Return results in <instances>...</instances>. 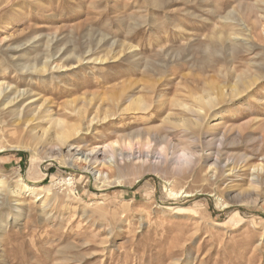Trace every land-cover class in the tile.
Here are the masks:
<instances>
[{"label":"rangeland","instance_id":"rangeland-1","mask_svg":"<svg viewBox=\"0 0 264 264\" xmlns=\"http://www.w3.org/2000/svg\"><path fill=\"white\" fill-rule=\"evenodd\" d=\"M0 84V264H264V0H0ZM57 119L102 180L15 149Z\"/></svg>","mask_w":264,"mask_h":264},{"label":"bare ground","instance_id":"bare-ground-1","mask_svg":"<svg viewBox=\"0 0 264 264\" xmlns=\"http://www.w3.org/2000/svg\"><path fill=\"white\" fill-rule=\"evenodd\" d=\"M54 41V40H53ZM47 65V64H46ZM48 66V65H47ZM44 71V70H43ZM18 90V89H17ZM10 91V88L9 90ZM8 91H7V88L5 87L4 84H0V106H4V108L8 107V106H11L13 108L16 109V112L17 114H19V117H21V115L24 113V111L26 112L28 109L23 107L20 109V107L18 106L20 103L19 101H21V99L19 98H16V96H14L15 98L12 99L10 102H7L9 100V97L11 94H8ZM16 93V92H15ZM22 93V92H21ZM27 93V92H26ZM17 94V93H16ZM23 94V93H22ZM23 96V95H22ZM19 97V95L17 96ZM212 100H208L206 102H203L201 103L200 107H199V110L201 111H205L206 110V107L207 106H211L212 104ZM5 103H7V105H5ZM19 107V108H18ZM185 107V105H184ZM189 109V108H188ZM32 110V109H31ZM149 110V106L145 103V102H142V101H134L128 108H127V112H133V113H136V112H146ZM37 111V110H36ZM36 111H35V114H36ZM198 111V110H197ZM207 111V110H206ZM39 112H41V110H39ZM199 112V111H198ZM30 113V112H29ZM32 113V112H31ZM202 113V112H201ZM16 114V115H17ZM28 115V113H26ZM33 114V113H32ZM31 114V115H32ZM205 114V112H204ZM203 114V116H204ZM27 115L25 117H27ZM38 115V114H37ZM198 116H201V115H198ZM23 118V117H22ZM20 118V119H22ZM19 119V118H18ZM26 119V118H25ZM202 119V118H200ZM23 120V119H22ZM170 121V120H169ZM17 122V121H16ZM15 122V123H16ZM19 122V121H18ZM102 122V121H101ZM101 122H97L96 124L92 121L90 123V126L88 128H86L85 130L84 129H81L80 126H69L67 124H65L62 120H55L54 121V125H53V128L52 129H47V130H44L43 132L41 133H36V134H30L29 136V141L22 145H18L15 147V149H24V150H28L31 152V155H32V161L33 162H36L37 161V157L39 156V153L41 154V149H45L48 145L49 146H53L55 148H57L58 152L57 154H54L53 152H50L48 153L47 151H45L44 155H47L48 158H54V156H61L62 154V150L63 149H68V155L67 154V157L64 158V162L65 164L73 167V168H78L80 166H83V168L87 171H89V173L93 176L94 179L96 180H102L104 177H103V170H98L97 167H95L94 169H89L87 168V165L86 164H89L90 161L94 160L92 158V160H90L91 158V155H96L97 153L94 154V151H92L91 153H87L85 154V152L83 151H80V148L78 147H75L76 148V153L75 154H70V151L71 149L74 147V144H75V139L82 135L83 133V137L84 136H87L89 134H92L95 130V126L100 124ZM199 122V121H198ZM14 123V124H15ZM12 124V122H11ZM200 125V124H199ZM26 126V125H24ZM19 127V126H18ZM28 127V126H27ZM26 128V127H25ZM21 129V128H19ZM25 130V129H24ZM23 130V131H24ZM26 131V130H25ZM31 131H29L30 133ZM26 133V132H25ZM32 133V132H31ZM20 134V133H19ZM28 135V134H27ZM141 136V134H137V135H130V136H127V141H134L135 137H139ZM226 136V135H225ZM81 138V137H80ZM225 139V138H223ZM168 141V140H167ZM163 142V141H162ZM165 142V140H164ZM77 143V142H76ZM129 143V142H128ZM161 145V144H160ZM13 148V147H12ZM14 149V148H13ZM44 151V150H43ZM138 158H137V157ZM93 157V156H92ZM97 160L98 156H95ZM115 156L112 157V161L110 160V162H108V167L109 168H112V167H115V159H114ZM122 157V162L125 161V157L124 155L122 154L121 155ZM142 159V165H146L147 163H150L152 165H156V166H159V167H164L166 166L167 164H169L170 162H172V164L174 165H178L180 167L184 166L187 164V162L184 160L183 162H179L181 160H178L177 158H171V161H169V158H168V155L166 153L165 150L162 149V151L159 153L157 152V150L155 151H152V152H146V153H139V155H135V154H129L127 153V163H132L133 160L135 159ZM207 161V160H206ZM104 163V162H103ZM105 164V163H104ZM103 164V165H104ZM86 165V166H85ZM203 166V165H202ZM103 167V166H102ZM106 167V166H105ZM228 167V166H227ZM263 165H258V166H255L254 168V172H257V170L255 169H260L261 172L263 170ZM117 169V168H116ZM109 170V169H108ZM112 170V169H111ZM229 170V169H228ZM237 170V169H236ZM110 172V171H108ZM111 172H114L111 171ZM209 172V171H208ZM259 173V172H258ZM110 174V173H109ZM178 174V173H177ZM215 174V173H214ZM228 174V173H227ZM110 176V175H109ZM108 179V178H106ZM0 184H5L3 179L1 180ZM8 186V185H7ZM26 193V194H29L30 196H33L36 198V196L39 194L40 190H42L40 188V190L36 189L35 187L31 186V185H27V184H24L22 185L21 187L18 188L17 192L19 191H23ZM48 191V190H47ZM23 193V192H22ZM17 194V193H16ZM19 194V193H18ZM34 199V198H33ZM18 201V200H17ZM79 209V208H78Z\"/></svg>","mask_w":264,"mask_h":264}]
</instances>
